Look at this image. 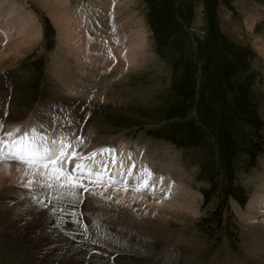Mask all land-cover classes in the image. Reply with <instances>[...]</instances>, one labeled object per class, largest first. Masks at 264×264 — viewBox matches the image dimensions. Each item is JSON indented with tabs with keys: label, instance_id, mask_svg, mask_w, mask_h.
Returning <instances> with one entry per match:
<instances>
[{
	"label": "rangeland",
	"instance_id": "obj_1",
	"mask_svg": "<svg viewBox=\"0 0 264 264\" xmlns=\"http://www.w3.org/2000/svg\"><path fill=\"white\" fill-rule=\"evenodd\" d=\"M7 2V8L14 3L21 6L25 18L23 36L27 34L30 38L32 32L36 35L23 46L21 53L11 51L0 56V131L8 133L19 129L13 136L17 139L34 129L32 120L26 123L33 111L40 107L54 111L53 104L61 106L59 114L63 117L69 114L75 127H80L68 133L72 138L63 136L74 145L90 123L98 137L104 139L99 148L107 149L112 142L117 147L123 145L125 150L135 148V153L139 151V154L147 144L152 148H167L168 160L169 157L174 160L169 166L178 170L181 177L180 182L172 183L193 200L192 207L186 210L187 218L166 216L170 226L163 232L148 230L149 225L145 229L137 227L133 232L111 223L107 230L93 234L84 223L76 221L75 231L89 249L92 247V252L105 255L107 264H213L212 258L224 260V252L234 264H264L261 250L250 244V229L264 231L263 218L237 214L239 209L245 212L251 198H264V176H259L264 170V51L257 45V38H264V0H117L114 6H106L105 17L101 15L107 21L105 26L101 25V20L97 21L100 13L96 10L102 3L104 6L106 0H66L71 10L95 11L92 24L87 21L88 29H81L85 44L83 40L79 44L80 36L77 39L68 33L64 24L68 8L62 13L64 16L59 17L47 9L43 0ZM29 18L34 20L31 31L28 30ZM117 22L127 24L124 31L117 32L119 37H128L122 46L124 41L140 39L139 49L143 50L140 60L130 65L119 57L118 63L113 62L108 70L105 64L99 65L101 70L95 73L105 78L108 86L110 84L104 97L84 99L67 95L65 87L61 91L54 89L49 66L58 45L68 50L73 40L76 41L75 46L84 50L80 58L97 66L86 57H92L93 52L97 57L103 54L101 35L109 37ZM5 43L8 45L10 41ZM7 45H2L0 52L8 51L10 44ZM67 57L74 60L71 55ZM116 64L119 67L112 69ZM52 115L57 117L56 113ZM76 116H79L77 121ZM40 134L45 138L40 142L43 145L46 137ZM59 135L55 136V141L62 138ZM76 146L77 149L82 147L79 153L86 148L78 143ZM86 157L80 155L75 162ZM76 163L64 171L71 177L70 183L80 185L74 187L79 199L76 205L73 203V210L76 216L83 213L82 218L88 213L85 210L88 199H103V195L95 191V180L79 177L86 181L82 183L68 174ZM141 163L142 167L146 166ZM16 164L19 170L26 168L51 174V170L42 165L17 161ZM24 178L16 186L11 183L15 189L12 195L17 201L28 203L20 207L2 198L0 216L2 209L8 207H14L15 211L30 206L51 212L58 207H51L50 202L56 205L60 200L70 202L67 188H45L37 181L29 187ZM103 179L106 189H114L107 178ZM58 182L63 184L64 180ZM137 190L141 195L150 196L145 190ZM89 209L92 211L91 207ZM256 210L261 213L264 205H257ZM23 228L7 244L3 242L6 235L0 236V264H40L29 260L31 250H27L23 242ZM164 237L172 238V243L163 246L160 238L164 240ZM194 245L198 246L195 254L189 250ZM217 253L218 256H213Z\"/></svg>",
	"mask_w": 264,
	"mask_h": 264
},
{
	"label": "bare ground",
	"instance_id": "obj_2",
	"mask_svg": "<svg viewBox=\"0 0 264 264\" xmlns=\"http://www.w3.org/2000/svg\"><path fill=\"white\" fill-rule=\"evenodd\" d=\"M9 2H7V0H0V44L2 43L0 47H2V45L4 46L5 41H7V43L10 41V46L7 47L8 51H1L0 56L6 55V53L8 54V52L11 51L14 53H21V51L24 49L23 46L29 44L31 38L36 35V32H32L30 38L27 37V34L23 36L22 33L25 30V23L23 20H25V18L20 10L21 6H19L17 3H14V5L7 8L6 6H8L7 3ZM43 2L44 5L47 6L48 10H53L58 16H61V14L68 8L66 0H43ZM91 2L92 1H90L88 4L91 5ZM116 2L117 0H106V4L104 6H102L103 3L101 6L99 5V8L96 11L100 13V18H97V21L101 20V25L105 26V23H107L105 18H101V15L104 16L107 14L106 6H114ZM17 6H19V8ZM116 11L119 12L117 8ZM108 13H111V11H108ZM66 14V16L63 14L62 15L65 18L64 24L68 28V33L72 34L74 38L75 36H80V43L79 41L77 42L81 44V41L83 40L84 43L83 41L82 43L85 44V37L83 38L81 29H88V23H86L87 21H90V24H92V15H95V11H92L91 9L84 10L81 8L78 12L77 10L74 11L69 9ZM111 17H114V15H111ZM28 21L30 22L28 30H30L32 29L31 26L34 23V20L29 18ZM125 25L127 26L125 23L120 25L117 22L112 27L110 31L111 35L109 34V37L108 34L106 36L101 35V40L104 44V50L102 51L103 54H101V56L99 55L100 57H97L95 52H93L92 57H86L89 58L90 61H93V64L97 66H92L80 58V55H84V50H81V47L78 45L75 46L74 42L76 41L73 40L72 44L70 45L71 48L68 50H64L60 45H58L57 51L55 52V55L49 66V75H51V78L53 76L52 81L54 89L61 91L65 87L67 95H75V97L77 95L84 99L86 97H104L106 89L109 88L110 84L108 86V84H106L104 81L105 78H101L99 77L100 75L98 76V73H95L96 71L101 70L99 65L103 66L105 64L107 69L109 66L113 65V62L118 63L119 57H123V60L126 62V64L131 65L134 61L138 62L140 60V55L143 53V50L139 49V46H141L139 43V38L134 42L129 40L127 42L124 41L125 47L122 46L123 40L128 39V37H124V35L119 37L117 32L120 31V29L124 31L123 28H126ZM104 28L103 34L105 30ZM15 35H17V37ZM78 38L79 37H77V39ZM103 38H105V40ZM257 40H259L257 42L258 47L264 51V38L259 36ZM6 45L7 44L5 43V46ZM83 47L85 48L84 45L82 48ZM115 49L117 52H115ZM94 54L97 58L94 56ZM124 54H126V57ZM68 55H71L74 60L68 59ZM117 66V64L114 65V68L112 69L119 67ZM106 69L105 71H107L109 68L107 70ZM103 74L101 76H103ZM111 80L112 79H110L109 82H111ZM67 99L70 100L69 97ZM52 107L54 111H51V109H45L44 107L36 109L31 113V118L26 120V123L29 120H32V122H30L32 124H30L31 128L36 129L38 133L41 131L46 137L45 142L49 140L50 143V140H54L55 136L58 134H60L62 138L63 136L67 135L68 137L72 138V135L68 133H73L74 131L79 130V125H76L75 127L73 119L71 116H68L69 114L65 115L66 117H63L62 113L59 114L58 110L61 106L58 108L57 105L53 104ZM1 112L2 111L0 110V117L2 115ZM53 113L57 114L56 118L53 117ZM75 118L77 119L74 120H79V116H76ZM30 130L31 129H29V131ZM1 131L4 133L3 130ZM84 132L85 133H83L82 138L79 137L75 145L72 144L73 142L71 143V139L68 140V138L64 137L65 142L70 144V147L67 149L70 159L65 162L63 167H61V171H59V173H62L63 176L67 177V175H65L66 169L69 170L70 165L72 166L73 163H76L75 159H78L80 155L84 156V154L88 156L83 160V163L87 165V169H91L93 173H99V176L92 175L89 174L88 170L86 169L84 174L80 176L85 177L86 180H95V184L93 183V185H96L97 187L95 191H98V193L100 192L103 195V199H97L96 197L89 198L90 200L88 199L86 202L87 206L85 205V210L88 211V213H86V217L84 216L86 214H84V217L82 216V218H80L81 214L83 213L78 214L79 216H76L75 210H73V203L79 199L77 197V190L75 191V188L68 190L66 189V195L69 197L70 202L64 203L65 200H60V204L58 205H56L54 202H50L49 205L51 207H58L51 212L49 210L46 211L43 209H32L30 206H25L26 208L22 209L16 208L17 210L15 211H13L14 207H8L4 210L2 209L1 211L0 236L6 235L3 242L6 244L9 243L10 240H12L13 235L21 230V227H24L22 229L24 232L22 238L27 250H31L30 253L28 251L30 262L39 261L40 264H107L104 259L105 255L101 256V253L100 255L98 252H92V247L89 249V246L85 240L81 238V236L75 231V226H77V224H75L76 221L80 222V224L84 223L86 225V229H89V231L93 234H100V232L103 230H107L111 223H117L121 228L128 231H133L134 229L136 230L137 227L141 226L143 229H145L146 225H149V227H146L148 230L163 232L166 230V227L170 226V221L166 217L168 214H172L175 217L180 216L187 218L186 210H188L193 204L191 197L185 196V194L181 192L182 189H179L176 184L175 185L177 187L174 186V183H172L173 181L180 182L181 177L178 170H176L174 167L172 168V166H169V162L174 160L172 158L170 159V157L168 160L167 153L169 150H167V148L163 149L162 147L158 146L152 148L153 146H149L147 144L145 145V150L142 154H139V151L135 153V148L132 150H125L123 145H119L117 147L114 145V142L110 143L112 145H109L107 149L102 147L99 148L98 145L103 142L104 139L98 137L96 134V128L89 123L84 127ZM11 139L14 140L15 138L12 137ZM79 142L81 144H79ZM77 143L78 146L82 145L86 147L83 153H79V149H82V147L79 146V149H77ZM73 151L77 153V155L74 157L71 155ZM8 160L5 159L0 161V200L3 198L4 200L6 199L8 201L14 202V204H17L21 207L26 205L28 202L25 200L20 202L16 200V197H13L12 194H14L13 192L15 189H12L11 183H14V185L20 184L22 183L21 180L24 177L27 183L31 179H33L32 183H35L34 181H40L41 178L35 171L27 170L26 168L19 170L17 168L16 160H12V163L10 159ZM175 160L177 161L178 159ZM141 162L146 163V166L148 167L145 165L142 167L143 165L141 166ZM70 171L71 173L68 174L74 175L75 177L76 174L73 173L72 170ZM111 173H113V175ZM22 176L23 178L21 179ZM259 176H264V170ZM106 178L110 181L109 183L112 184L111 187L114 189L110 187L109 189L105 188L103 185L105 183H103L101 180H105ZM262 179L264 180V177ZM78 182L86 183L83 178H79ZM145 182L147 186H145ZM121 185L125 187V190H120L119 186ZM137 189L149 192L150 196L147 195V197L145 195H141ZM63 191L65 190L63 189ZM145 203H149V205L146 206ZM261 203L264 205V198L255 199L253 197L250 199L245 212L239 209L237 211L238 213H236L240 217L242 215H246L248 218H255L257 215H261L264 220V211L258 213L259 210H256L257 205H260ZM120 204L121 206L123 205L125 207H119ZM17 205L15 206L17 207ZM90 207L92 208V211H90ZM98 215L104 216L106 219H100L97 217ZM78 229L79 228H77V231ZM165 233L163 234L164 236L166 235ZM250 233L252 234L250 244H252L255 249H260V255L264 257V252L262 253V249H264V231H259L258 229L252 231L250 229ZM116 239L118 240V238ZM160 243L163 246H168L170 243H172V238L164 237V240L160 238ZM145 246L147 247V245ZM153 246L154 245H152V248ZM193 247L194 248H190L189 250L195 254L198 251V246L194 245ZM213 256H218V253ZM224 256H226L224 258V260L226 259V263L223 262V259V261L217 259L218 257L215 259L212 258L213 261L211 263H235L232 261V258L229 257L228 253L225 254L224 252ZM227 257H229L231 260ZM216 260L218 263L214 262Z\"/></svg>",
	"mask_w": 264,
	"mask_h": 264
},
{
	"label": "snow or ice",
	"instance_id": "obj_3",
	"mask_svg": "<svg viewBox=\"0 0 264 264\" xmlns=\"http://www.w3.org/2000/svg\"><path fill=\"white\" fill-rule=\"evenodd\" d=\"M2 128V126H0ZM19 129H13L8 133L0 131V161L5 159L16 160L18 163L23 164H36L42 165L45 169L51 170V174L45 172H38L37 175L41 177L40 181L45 188L55 187L57 189L67 188L71 189L79 187L78 184H72L69 182L71 177L63 176L59 173V169L65 165V162L70 159L67 149L70 147L69 143H66L63 138L59 141L45 142L44 136L37 132L36 129L26 131L22 136L17 139H11ZM7 137V141L5 140ZM103 151V150H102ZM72 156L77 155L75 151L71 153ZM87 169V165L80 161L73 166L72 172L76 174L74 178L79 179ZM89 174L99 176V173H93L91 169H87ZM63 179L64 183L61 184L58 181ZM32 181L28 182V186H31ZM145 186H147L145 182Z\"/></svg>",
	"mask_w": 264,
	"mask_h": 264
}]
</instances>
